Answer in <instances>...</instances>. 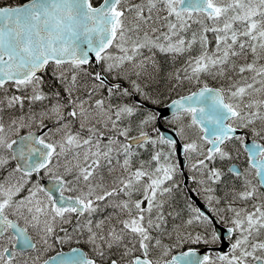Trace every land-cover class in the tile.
Listing matches in <instances>:
<instances>
[{
	"label": "snow or ice",
	"instance_id": "obj_1",
	"mask_svg": "<svg viewBox=\"0 0 264 264\" xmlns=\"http://www.w3.org/2000/svg\"><path fill=\"white\" fill-rule=\"evenodd\" d=\"M0 264H264V0H0Z\"/></svg>",
	"mask_w": 264,
	"mask_h": 264
}]
</instances>
